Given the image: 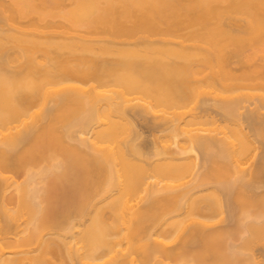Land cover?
I'll return each mask as SVG.
<instances>
[{
	"label": "bare ground",
	"instance_id": "bare-ground-1",
	"mask_svg": "<svg viewBox=\"0 0 264 264\" xmlns=\"http://www.w3.org/2000/svg\"><path fill=\"white\" fill-rule=\"evenodd\" d=\"M264 0H0V264H264Z\"/></svg>",
	"mask_w": 264,
	"mask_h": 264
},
{
	"label": "clouds",
	"instance_id": "clouds-1",
	"mask_svg": "<svg viewBox=\"0 0 264 264\" xmlns=\"http://www.w3.org/2000/svg\"><path fill=\"white\" fill-rule=\"evenodd\" d=\"M256 223H261V222H264V221H261L259 218L255 221Z\"/></svg>",
	"mask_w": 264,
	"mask_h": 264
}]
</instances>
